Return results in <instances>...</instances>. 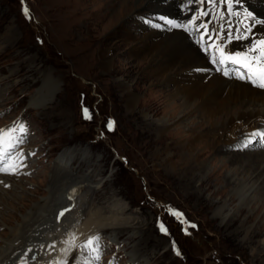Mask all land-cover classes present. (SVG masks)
Segmentation results:
<instances>
[{
	"label": "rangeland",
	"instance_id": "374dc122",
	"mask_svg": "<svg viewBox=\"0 0 264 264\" xmlns=\"http://www.w3.org/2000/svg\"><path fill=\"white\" fill-rule=\"evenodd\" d=\"M196 1L208 7L209 0ZM151 2L160 4L158 0ZM177 2L184 11L191 0ZM173 10L174 6L168 11L157 5L151 8L145 0H0V129L7 124L25 129L23 134L19 129L15 132L20 138L19 151L13 150L18 175L0 183V249L28 210L48 196L51 178L59 167L57 158L70 151L71 155L64 156L73 172L94 176L93 181L100 184L89 195L94 211L109 208L112 215L109 206L118 200L126 205L120 218L130 224L118 227L115 243L109 228L89 233L76 246L80 255L71 253L75 257L67 264L82 262V258L88 264H264L263 189L249 192L250 177L242 170L230 169L227 153L235 151L213 155L217 136L209 127L236 115V111H223L211 119L207 110L202 115L196 111L184 118L182 129L174 127L181 121L180 112L178 119L167 121L173 136L158 143L145 132L141 114L129 116L115 83H130L141 104L138 111L162 112L154 118L150 114L151 121L174 118L164 96L174 90V78L179 74L170 85L157 82L160 79L145 61L148 52L139 55L129 50L147 33L140 28L142 19L144 24L149 20L167 26L176 22ZM188 14L193 29L203 30L200 14L195 10H188ZM118 15L125 17L121 21L115 17ZM181 19L186 21V17ZM140 47L144 49V43ZM102 52L112 61L110 69L101 61ZM48 74L60 82L61 91L42 109L31 101H36ZM85 108L90 119H85ZM256 127H264V122L257 121ZM190 128L192 134L186 132ZM194 133L205 134L208 141L198 147V151L205 149L201 160L208 166L199 178L183 169L174 172L155 159L157 151L163 152L171 142L172 150L177 151L179 143ZM117 155L127 157L129 164ZM175 155L180 163V155ZM224 215H238L239 221L231 228L221 226ZM183 228L191 236L183 233ZM259 231L260 236H253ZM91 238L93 244L89 245ZM94 249H98V260L94 259Z\"/></svg>",
	"mask_w": 264,
	"mask_h": 264
},
{
	"label": "bare ground",
	"instance_id": "6f19581e",
	"mask_svg": "<svg viewBox=\"0 0 264 264\" xmlns=\"http://www.w3.org/2000/svg\"><path fill=\"white\" fill-rule=\"evenodd\" d=\"M145 1H148L149 7L155 8L157 5L162 11L172 10L174 6L173 11L177 15L176 22H168L167 26L160 21L154 23L149 20L147 24H144L142 19L139 22L140 28L146 32L145 28L147 33L129 49L139 55L144 54L145 51L148 52V59L145 61L156 79H160L157 82L166 81L165 84L170 85L175 75L179 74L174 78V90L164 96L165 102H168L167 104L173 109L170 115L174 118L168 117V120L164 119L166 122L160 120L159 123L151 121L150 114L154 118L162 112L152 113L147 109L144 112L138 111L141 104L139 106L136 91L126 80H119L115 83L120 88L121 98L129 116L141 114L145 132L155 137L159 143L165 141L166 137L173 136L167 121L178 119L176 114L180 112L181 121L174 127L182 129V125H186L183 123L184 118L193 116L196 111H200L201 114L207 110V115L211 119L223 111L235 110L236 115L230 116V114L226 119L209 127V131L217 136L213 155L226 154L229 150L235 151V153H227L230 155L226 157L230 169L245 172L250 177L249 192L256 188V190L260 189L258 192H262L261 189H263L260 194L262 197L264 195V137L253 134L264 133V127L260 129L256 127L257 121L264 122V88L253 84L249 79L240 77L242 74L249 73L248 65L251 63V57L257 56V53L261 51L260 42L264 41V0H209V8L201 11L199 3L195 0L188 2V7H184V11L180 10L181 7L176 0H158L160 4L155 5H150L152 0ZM164 4L168 7L163 6ZM177 5L180 11H177ZM246 9L251 11L249 12L251 16L249 13H243ZM188 10L190 13L195 10L200 14L199 18L204 26L200 32L193 29L189 14L187 16ZM115 17L123 20L125 15ZM182 17L184 19L186 17L185 24L180 22ZM99 22L101 21H97ZM148 24L155 25L157 29L152 30ZM143 43L144 49L140 47ZM250 47L252 48L251 56L248 55ZM237 53L240 55L237 56ZM259 60L260 57L257 56V66ZM101 61L107 66L104 67L108 69L112 67L108 53L102 52ZM226 72L228 75H225ZM251 75L259 83L256 67L251 69ZM60 91V82L50 74L45 75L37 91L36 101H31V105L36 104L44 109L48 104L53 103ZM246 106L247 109H245ZM12 128L15 126L10 125L3 130ZM175 132L180 134L178 129ZM186 132L192 134L193 128ZM204 138L205 134L194 133L187 140L179 143L177 151L173 149L175 154L180 155V163L175 160L176 155L171 148L174 146L172 142L163 148V152L157 151L155 159L162 160L163 165L170 167L174 172L183 169L182 171L188 174L193 173V178H199L204 168L208 167L207 162L201 160L205 155V149L198 151V147L208 143ZM9 139L8 136L4 137V142L9 143ZM80 151L75 149L77 153ZM66 153L68 156L71 155L70 151ZM64 154L57 158L59 167L57 166L58 171L51 178L48 196L33 205L26 215H22V222L11 229L10 239L8 238L4 247L0 249V264H67L75 257L74 252L77 256L80 255L76 246L89 233L109 228L110 231L112 230L111 238L114 242L118 235V227L130 224L128 221L124 222L125 218H120L126 205L118 200H114V205L109 206L113 209L112 215L108 213L109 208L97 207L94 211V204L89 195L100 188L99 182L96 184L93 181L94 176L74 173L70 161H67ZM57 160L56 165H58ZM16 173L6 175L1 172L0 177L9 181L10 177L18 175V172ZM86 190L87 192L83 193ZM238 221V215L234 217L224 215L221 226L231 228ZM240 228L242 227L237 228L236 232H239ZM260 235V231L253 234V236ZM71 253L73 255L70 256ZM82 259H84L82 262L78 260L76 264H88L86 258ZM143 259L148 261L149 258Z\"/></svg>",
	"mask_w": 264,
	"mask_h": 264
},
{
	"label": "snow or ice",
	"instance_id": "6c2138e0",
	"mask_svg": "<svg viewBox=\"0 0 264 264\" xmlns=\"http://www.w3.org/2000/svg\"><path fill=\"white\" fill-rule=\"evenodd\" d=\"M24 13L26 16H28V9L27 8L24 9ZM249 16H251V13H249ZM260 43H261V51H260V53H257V56L260 57L259 65L257 66V64H256L257 56H252L251 57V63L248 65V68L250 69L249 73L242 74L240 78L249 79V80H251V82L253 84H258L259 87L264 88V55H262V54H264V41H261ZM253 47H255V45H253ZM251 52H252V48L250 47L249 53H248L249 56H251ZM236 55L239 56L240 54L237 53ZM221 63H223V61H221ZM253 67L257 68L258 76H259V83H258L257 79L252 78L251 69ZM225 75H228V73L226 72ZM84 115H85V119L91 118L89 115L88 109H86V108L84 109ZM111 126H112L111 122H109V128H111ZM18 127H19L20 133L23 134L25 132L23 125H20ZM16 131H17L16 128L7 129V130L0 129V148H2L3 143H4V137H6V136L10 137L9 148H14L16 146L14 143H12V140H16L17 142H19L20 138L10 136L11 133H14ZM253 135H259L261 137H264V133H254ZM6 171L10 172V174H15L11 169L8 168L7 164H3V166H0V172H6ZM160 227H161L162 231H164V232L167 231L163 225H160ZM88 244L89 245L93 244V241L89 240ZM94 251H97V255L94 257V259L98 260L99 259L98 249H94ZM177 255H179V252H177Z\"/></svg>",
	"mask_w": 264,
	"mask_h": 264
}]
</instances>
